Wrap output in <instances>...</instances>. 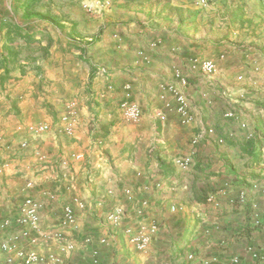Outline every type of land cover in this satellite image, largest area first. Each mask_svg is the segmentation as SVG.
Returning <instances> with one entry per match:
<instances>
[{
    "label": "crops",
    "instance_id": "1",
    "mask_svg": "<svg viewBox=\"0 0 264 264\" xmlns=\"http://www.w3.org/2000/svg\"><path fill=\"white\" fill-rule=\"evenodd\" d=\"M87 2L0 0V222L32 196L41 229H51L78 196L87 208L76 209L67 231L76 248L61 264H93L96 247V264H189L188 253L264 264V0H102L92 13ZM192 57L213 59L216 70H191ZM165 83L185 94L190 121L165 107L174 104ZM73 99L77 125L66 135L60 118ZM123 100L139 104V122L122 118ZM43 122L50 129L39 136L21 130ZM241 190L246 201L233 204ZM117 205L122 226L157 221L146 252L122 228L104 227ZM17 229L0 227V239Z\"/></svg>",
    "mask_w": 264,
    "mask_h": 264
},
{
    "label": "bare ground",
    "instance_id": "2",
    "mask_svg": "<svg viewBox=\"0 0 264 264\" xmlns=\"http://www.w3.org/2000/svg\"><path fill=\"white\" fill-rule=\"evenodd\" d=\"M102 0H88L85 4V8L88 12H96L102 7ZM6 20V19H5ZM188 66L191 70L199 71L204 75L210 76L216 70V64L213 59H203L198 57H192L189 59ZM175 78L179 80L181 83L186 82L185 76L182 74L180 70H175ZM162 88L168 90V92L173 96L174 104L171 102H166L165 107L169 109H173L179 115L180 121L182 123L188 122L192 119V115L190 113V106L186 99L185 94L181 91V89L173 84V83H165ZM77 100L73 99L69 101L65 110L61 115L60 121L63 126L64 133L66 135H72L74 129L77 125V109H78ZM119 109L121 116L124 120L128 122L137 123L140 121L142 116V111L139 104L135 101L123 100L119 104ZM162 113L159 112L158 115ZM231 115V114H229ZM27 131L33 136H39L47 131H49L50 127L47 123H29L26 127ZM3 141V135L0 134V144ZM98 144H102L101 140H98ZM21 148H26L28 143L26 140H22L19 143ZM38 159L43 160L44 156L38 154ZM72 159H80L82 155L80 153H73L69 156ZM69 157L62 160L63 164L68 163ZM176 163L179 166H185L188 163V160L183 158H178ZM26 187L31 188L33 182L30 180L26 181ZM246 192L245 190H241L237 199L231 200L234 204L236 202L246 201ZM146 204V203H144ZM41 207V202L35 199L32 196H26L21 204L19 205L18 215L12 219L10 217L4 218L0 222L1 228H10L13 225L18 227V229L14 232H11L7 237L0 239V248L19 245L24 243L36 242L41 240L53 239L68 236L67 231L73 230L76 227L77 223V213L76 209L85 210L86 202L78 197L73 196L71 198V202L67 203L62 208V217L60 219L59 226L53 227L48 230H43L40 227V219H39V209ZM170 211L182 210V207L179 205L172 204L170 206ZM141 210V209H140ZM125 218V209L121 205L114 206L106 215L104 227L116 228L121 227ZM155 221V220H150ZM150 221H137L134 224L150 222ZM133 225V224H129ZM127 226V225H126Z\"/></svg>",
    "mask_w": 264,
    "mask_h": 264
},
{
    "label": "built area",
    "instance_id": "3",
    "mask_svg": "<svg viewBox=\"0 0 264 264\" xmlns=\"http://www.w3.org/2000/svg\"><path fill=\"white\" fill-rule=\"evenodd\" d=\"M253 209V224L259 226L261 224V216L258 211L256 203L252 204ZM122 228L124 240L131 247L140 252H146L151 245L154 237L158 233L157 221L144 222L139 224L127 225L116 227L112 229ZM111 229V228H110ZM107 230V229H104ZM92 238L87 236L83 240V244L91 243ZM98 245L104 246L109 243L106 234L98 238ZM43 246L44 249H40ZM76 248V243L71 236H64L59 238L41 240L36 242L24 243L19 245L1 247L0 251L5 254V264H61L63 256L71 253ZM248 251L253 257L263 258V255L257 251L252 250L251 247ZM99 248L91 250V257L93 264L98 263ZM189 264H218L216 257L195 258L193 253L187 254ZM238 258L233 257L231 263H237ZM162 264H175L169 260H164Z\"/></svg>",
    "mask_w": 264,
    "mask_h": 264
},
{
    "label": "rangeland",
    "instance_id": "4",
    "mask_svg": "<svg viewBox=\"0 0 264 264\" xmlns=\"http://www.w3.org/2000/svg\"><path fill=\"white\" fill-rule=\"evenodd\" d=\"M202 3H204V1L202 2ZM2 19H3V22H6L7 20H8V17H2ZM6 19V20H5ZM231 112V111H230ZM119 114V113H118ZM118 117H120V116H118ZM118 121H119V123H123L119 118H118ZM26 130V127H24V128H21V130ZM20 130V131H21ZM27 131V130H26ZM37 138V137H36ZM36 156V159L38 160V157H37V154L35 155ZM39 161H41V160H39ZM35 162V161H34ZM38 162V161H37ZM36 165V164H35ZM32 180V179H31ZM35 180V179H34ZM33 182V181H32ZM33 185H34V183H33ZM40 249H44V247L43 246H40Z\"/></svg>",
    "mask_w": 264,
    "mask_h": 264
}]
</instances>
